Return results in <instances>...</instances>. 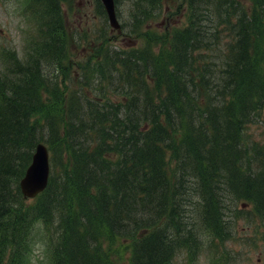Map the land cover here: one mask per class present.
I'll return each mask as SVG.
<instances>
[{
    "label": "trees",
    "instance_id": "trees-1",
    "mask_svg": "<svg viewBox=\"0 0 264 264\" xmlns=\"http://www.w3.org/2000/svg\"><path fill=\"white\" fill-rule=\"evenodd\" d=\"M34 1L39 41L0 74V264H24L35 229L51 264H118L108 240L133 247L129 264H171L199 247L191 206L233 236L222 189L264 217V150L245 139L264 105V0H173L188 23L164 33L144 26L171 0H133L139 45L85 61L66 48L65 0ZM41 139L52 173L27 202L19 180Z\"/></svg>",
    "mask_w": 264,
    "mask_h": 264
},
{
    "label": "rangeland",
    "instance_id": "rangeland-1",
    "mask_svg": "<svg viewBox=\"0 0 264 264\" xmlns=\"http://www.w3.org/2000/svg\"><path fill=\"white\" fill-rule=\"evenodd\" d=\"M131 2L133 0H117L118 18L121 27L116 30L110 25L108 17L95 15V0H70L66 2L69 4L68 6L63 3V16L66 20L68 34H70L66 37V48L72 59L85 61L100 45H108L113 50H118L119 48L122 50L130 49L139 45L144 37L136 40L129 29L131 25ZM170 2L173 5L165 7V12L169 14V11L173 9L171 11L172 14L169 16L162 14L159 18L148 21L144 26V30L152 28L164 33L165 31H172L174 27L184 25L185 5H180L173 0ZM26 3L27 0H0V65L3 68L2 48L4 51L15 49L18 56L23 60L30 56L29 40L33 35V30L31 29L33 28V23L30 24L29 19L24 15L26 14L24 11ZM76 29L79 30L78 34H72ZM93 33H96V35L94 36ZM97 37L99 39L105 37L104 41L99 45L97 39H94ZM160 43L161 41L158 40V43L155 44L156 48L159 47ZM78 69V66H75L72 71L78 74ZM109 93L112 96V93ZM245 139L251 146L258 144L256 147L264 150V105L255 116L254 121L248 124ZM221 192L224 196L225 207L230 199L223 189ZM31 200L29 199L27 202ZM232 200L234 201V212L231 214L234 228V232H231L233 238L224 241L217 238L212 240L210 235L205 233L204 245L196 254L197 257L192 261V264H214L215 260H219L223 264L225 257L227 258L226 264H264V226L259 224L261 219L258 215H254L251 212L243 211L240 213L236 208H239L241 203L236 204V201ZM247 210L251 211L252 206H249ZM191 219L195 225L198 224L197 214H191L189 220ZM37 235L38 229H35L33 244L31 243L32 251L24 264H49L44 241L40 240L41 238ZM123 241L121 240V242ZM128 242L127 240V245ZM105 245L108 249H114L112 254L117 259L118 264L128 263L130 257L128 249L121 247L119 242L109 240L105 242ZM33 251H35L34 255ZM224 251L226 256H224ZM184 262H186L185 253H181L177 256L175 264H184Z\"/></svg>",
    "mask_w": 264,
    "mask_h": 264
},
{
    "label": "water",
    "instance_id": "water-1",
    "mask_svg": "<svg viewBox=\"0 0 264 264\" xmlns=\"http://www.w3.org/2000/svg\"><path fill=\"white\" fill-rule=\"evenodd\" d=\"M111 24L119 27L114 0H102ZM49 160L48 151L43 144L37 146L31 165L28 167L25 176L20 181V187L26 197H33L43 190L48 182Z\"/></svg>",
    "mask_w": 264,
    "mask_h": 264
},
{
    "label": "bare ground",
    "instance_id": "bare-ground-1",
    "mask_svg": "<svg viewBox=\"0 0 264 264\" xmlns=\"http://www.w3.org/2000/svg\"><path fill=\"white\" fill-rule=\"evenodd\" d=\"M115 174V173H114ZM136 179V178H135ZM118 180V179H117ZM133 180V179H132ZM95 182V181H94ZM120 184V183H119ZM132 186V185H131ZM156 211V210H155Z\"/></svg>",
    "mask_w": 264,
    "mask_h": 264
}]
</instances>
